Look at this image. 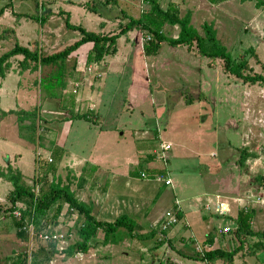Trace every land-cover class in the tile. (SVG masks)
I'll return each instance as SVG.
<instances>
[{
	"label": "rangeland",
	"instance_id": "rangeland-1",
	"mask_svg": "<svg viewBox=\"0 0 264 264\" xmlns=\"http://www.w3.org/2000/svg\"><path fill=\"white\" fill-rule=\"evenodd\" d=\"M87 1L0 0V8L3 7L4 11H6L5 16L0 21V55L18 43L28 45L29 49L36 47L43 55L64 49L81 37V33L78 30L67 27L66 23L80 26L85 24L82 22L83 17L77 19L76 16L80 15L83 8L87 9L85 7ZM41 2H43V8L40 6ZM89 2L99 7L103 22L107 19L105 20L107 22H104L107 26H100V22L92 25L95 30L100 31L96 33L104 35L118 33L122 25L129 19L128 16L120 12L125 8H120L118 0L117 4H112L111 2L105 7L101 6L97 0H89ZM143 2L144 0L135 2L138 10L125 9L124 11L138 18L141 13L150 8V5L143 7ZM166 2L167 0L161 2L162 7L165 8ZM36 3L39 6H36ZM69 3H73L74 7ZM69 9H71L75 17L71 15ZM17 11L20 13H17ZM236 14L241 16V20L224 21L222 26H225V30L220 31L215 24L212 25L217 30L216 37L227 48L232 58L243 57V59H247L250 67L246 70L247 73L264 76V56L261 51L264 49V31L260 37L258 36L262 31L260 27L259 29L247 27L253 19V17L251 20L249 19V12L237 10ZM67 17H69L68 21L66 20ZM216 17H219V14ZM224 18L226 19V17ZM41 19H45L42 26ZM262 27L264 28V26ZM231 28H234V30H231ZM174 29L167 26L163 32L166 36L175 38L178 34L176 35L174 31L172 33ZM200 31H203V28ZM18 37L20 40H18ZM116 43L118 48L116 54H118L119 59L118 67L106 73L101 72L102 76L99 79L95 76L91 80L85 79L87 73L83 72L82 66L77 62L78 55L81 53L80 47L72 56L67 57L61 71L54 62L46 66H38L36 71L28 69L22 71L18 66V61L22 58V55L18 54L10 57L11 66L6 71L5 77H0V85L4 86L5 89H34V104L26 109L30 111H10L11 113L4 114L0 109V160L2 161L3 157H7L6 153L14 154L23 150L25 144L17 138L26 142L29 139L35 145H33L31 150V166L28 173L23 176L24 183L34 187L37 185L39 188L42 186V173L55 170L54 175H48L47 173V180L56 181L60 179L62 184H69L70 188L79 192L82 197H84L82 193L85 192L86 197L84 200L91 199L93 201L99 193L94 179L99 181L108 179L110 183L111 179L115 178V174H119L117 170L120 168L111 169L110 165H102L99 170L101 175H97L92 181H88L89 183L85 182L78 188L76 181L79 176L85 174L81 173L82 166L79 164L71 168L64 165L57 167L56 165L59 163L57 156L60 151L66 149L69 155L70 151L72 153L87 152L89 149L92 150L94 146L93 154L97 153L98 156H104L106 159L111 154L120 157V153H134L135 156L138 153L139 157L148 154L154 156V158H151V166L148 159L140 165H133L132 178L139 180V183L145 181L150 185H154V191H149L150 197L149 195H143L146 190H143V186H141L142 188H139L138 193L139 196L142 195L141 197L145 199L138 201L135 207L136 212L129 210L132 214L130 215L132 221L137 224V230L134 234H139L140 237L131 238L129 235L127 236L126 231L120 230L116 238L117 243H113L119 255H122L125 250H131L135 253V256L147 255L145 262L149 263L152 254L159 258L167 257L170 254L167 241L165 240V243H163V239H160L157 233L159 231L157 221L168 207L174 206L173 202L176 199L174 197L180 198V208L175 209L179 217L176 228L179 227L181 231L187 230V235H190L192 231H195V224H192V222L196 221L203 226V215L204 217H210V220H212L210 223L214 226L222 227L225 224H229L236 227V218L234 217H237V212L241 209L239 206L241 202L233 200L234 198L232 197L245 198L249 194L257 193L260 191V185L264 189V87L259 82H246L226 72L223 68V60L220 58H202V55L197 52V48L194 45V47L189 48L180 45L181 47L178 46L179 49H172L176 46H171L164 42L161 44L157 55L155 54L156 57H147L142 50L143 35L137 29L121 35L116 40ZM85 44L91 47V42ZM248 48H253L254 54L260 57L258 56V59H256L254 55L249 54ZM170 50H173L171 55H169ZM130 54L134 55L133 63H127V57H133ZM114 56L109 54V61ZM165 61L168 62L166 66H164V64H167ZM174 63L182 64L186 67L178 68L177 66L179 65ZM125 65L129 67V70H123L122 67ZM56 68H58V71H55ZM72 69H75L77 74L74 78H69L67 75L72 74ZM100 69L105 71L104 66L100 67ZM49 74L52 75L50 80L52 82H54L53 78L55 75L64 76L63 80L66 82L65 93L59 95L57 89H55V97L48 95L47 89L43 87L44 79L41 78ZM36 89L39 92H36ZM73 89L78 94H82L84 89H108L106 98L113 99L114 106L108 105L109 101H104V104L99 105L100 102L93 99L87 101L89 108L76 110L70 106V103L66 104L64 100V98H72V96L76 95L77 92L73 93ZM113 89H118V92L112 94ZM131 89H135L134 92ZM129 90L131 92L128 94ZM124 95L127 97L124 98ZM173 96H177V105L170 99ZM244 97L247 98L244 100ZM60 98H62L63 103ZM125 103L129 105L128 113H124L125 110L122 109ZM169 103L171 104L169 105ZM121 109L123 113L118 112ZM82 114H85L90 120L84 119L81 116ZM96 117L98 119L100 117L98 122H95ZM171 117H174L176 122L169 130L167 122ZM159 118L161 135L158 137L157 129L159 126H157V121ZM25 120H29L30 123L23 124ZM140 120L141 122L143 120L140 123L142 125H137V121L140 122ZM7 121L12 126L6 127ZM51 122H56L62 128L60 129L61 132L59 128L55 130V127H51ZM67 124H72L70 130L66 128ZM145 128H148L147 134L142 135ZM100 129H103V133ZM196 129H200L201 133L196 132L198 139L195 141L187 133L189 130L194 131ZM48 131H50L51 139L46 142L44 136L48 134ZM246 131L247 134L248 132L250 133V136L247 137V140L242 141L243 138L239 135H243ZM14 134H17V138L14 137ZM106 134L109 136V140H106ZM168 134L175 143L174 146L172 145L171 151L167 152L166 161L163 162L159 154L156 155V152L160 150L159 143L161 139L168 137ZM53 140L57 144V149H53L50 144ZM243 142L248 143L244 149H247L251 155L248 156V160L246 159L247 161L245 160L243 165H240V145ZM123 145L125 149H121ZM134 145L136 150L131 149ZM228 149H232V151ZM2 154L5 155L1 156ZM49 158H51V161L48 160ZM255 159H257L256 163L254 162ZM159 167L169 173L175 182V186L173 183V186L165 185L163 182L141 177V174L147 172L149 168ZM73 172L76 174H72ZM213 176L216 177V180L213 179ZM257 176L261 179L257 178ZM37 178H40L39 184L37 182L33 184ZM227 178L234 182L228 188L224 186L217 188L216 184H213V182L218 183L217 181L221 182ZM140 179L144 181L141 182ZM111 183H114V181L112 180ZM113 185L116 186L115 184ZM144 187L147 186L145 185ZM12 188L13 186L10 182L0 178V204L4 208L10 206L7 195ZM107 191H109L107 198L110 200L112 194H116V192L120 194V191L115 189H108ZM204 191L220 194L221 199L229 200L231 214L220 215L202 207L201 202L202 204L205 201L208 202V199L212 196L211 194H205ZM156 195L157 198L154 199ZM119 196L121 197V195ZM196 197L199 200L192 199ZM192 202H197L200 207L194 214L187 213L193 217V219L190 218L192 222L187 227L184 226L186 215H184L183 211L185 205L187 203L189 205ZM106 204V201L102 202L101 207ZM91 205L93 212L96 213L98 204L93 201ZM107 206L111 207L107 210L108 214L101 215L99 213L98 218L112 221L120 213V208H117L115 202ZM18 207L20 206L18 205ZM246 208L248 210L253 209V217L250 222L251 229L256 234L246 236V241L240 246L230 264H264V246L262 245L264 243V235L258 234L264 233V205L263 207L246 206ZM66 210L67 207L64 205L57 218V223L49 226L61 229L63 233H72L70 242L75 244L76 241L80 240L77 230L83 218L74 210H69V212H66ZM159 212H161L159 217L151 222L150 216L154 217ZM52 213H49L50 218ZM16 230L17 227L13 225L11 218L6 215L0 217V264H9V261L4 262V259L6 256H12L13 253L11 251L13 250L19 251L25 246L29 250L32 247L36 249L38 246L43 247L53 243L44 242L38 237L35 238V236L32 240L24 242L16 236ZM151 231H155V235L148 237ZM167 232L168 230L163 232V234ZM230 235L232 236V234ZM230 235H222L225 238L221 245L222 248L226 243L229 248L240 245L239 242H241L240 239L242 237L234 240ZM124 239L132 243L131 246L121 243ZM102 240V231L99 229L94 239L90 242L91 247L87 251H83L84 256L82 259H78L79 257L76 256V252L80 251L73 249L63 259H59L54 255V263L107 264L109 260L104 258L107 250L106 246L102 247L104 245ZM171 244L175 245V242L173 241ZM142 245L146 247L147 251H140ZM149 253H151L150 256ZM107 255H110V253H107ZM121 258L118 257L117 259V257L113 258L111 256L110 261L112 264H119L118 260L127 261ZM182 258L184 260L183 263L185 262L184 264H194L189 262L188 258ZM97 260L100 262H97ZM137 264H144V262L139 261Z\"/></svg>",
	"mask_w": 264,
	"mask_h": 264
},
{
	"label": "trees",
	"instance_id": "trees-1",
	"mask_svg": "<svg viewBox=\"0 0 264 264\" xmlns=\"http://www.w3.org/2000/svg\"><path fill=\"white\" fill-rule=\"evenodd\" d=\"M97 1L103 7L111 2L112 4L117 2V0ZM144 1L150 5V8L141 13L138 18L126 15L129 19L124 25H122L118 33L104 35L93 31H87L80 25H73L67 22V27L78 30L81 33V37L58 52L43 55L36 47L34 49H29L27 46L15 44L11 49L0 55V77L4 78L6 71L10 68V57L18 54L22 55V58L18 61V66L22 71L27 69L30 71H36L38 66H46L51 62L56 63L61 71L67 57L72 56L82 44L90 42L91 47L87 54V60L88 62L93 60L99 61L105 55L114 54L116 52V40L119 36L130 30L137 29L144 37L146 34L150 36V39L148 40L144 38L142 44L143 54L146 56L157 54L163 42H167L171 46L182 45L187 46L188 48L194 45L200 55L211 59H222L223 68L226 72H229L246 82H259L264 87V76L260 74L250 75L247 73L246 70L250 68L247 59H243V57L232 58L227 48L217 39L216 30L213 28L212 24L204 23L202 25L203 35H201L190 24L189 14L186 13L183 16H180L179 9L171 5L168 6V8H162L158 0ZM208 1L211 3L216 2V0ZM254 1L259 8L264 9V0ZM35 5L39 6L38 3ZM40 6L42 8L44 7L43 2H41ZM88 8L90 11L100 14L99 7L96 4H90V2H88ZM3 11L4 8L1 7L0 14ZM68 18L69 17L66 18L67 21ZM42 21L43 20L41 19V24H43ZM165 24H177L179 26L178 36L175 38L166 36L163 32ZM247 50L249 51V54L255 56L253 48H248ZM58 68H56L55 71H58ZM59 74L54 76V82L50 81L52 79L51 74L41 78L44 79L43 87L47 89V93L50 97L56 96L55 89L62 90L65 88L66 82L63 80L64 76ZM81 116L84 119L89 120L85 114H82ZM250 155L251 154L247 149L241 148L239 157L240 165H243ZM153 171L154 170H148L145 173L150 177H153L156 173L165 174L163 169L157 170L154 174L152 173ZM49 172L51 171H45L42 173V186L39 187L38 193L36 194L33 191V185L24 183L20 171L12 169L11 166H7L6 171L0 170V178L7 180L13 186L7 195L10 206L4 208L0 204V217L6 215L12 219L13 225L17 227L16 236L20 240L24 242L29 241V234L23 228L28 223L34 225L36 233L43 231L49 225L56 224L57 218L64 205L67 207L66 212H69V210L71 211L72 209V211H76L79 216L83 218L77 230L80 240L68 247L66 250L67 254H70L73 249L87 251L88 248L91 247L90 242L94 239L99 229L102 231V243L104 244L117 243L116 238L120 230L126 231L127 236L129 235L131 238L140 237L139 234H134L137 230V224L132 221L129 215L122 213L113 221L99 220L93 212L91 203L81 201L76 196L75 190L70 188L69 184H62L60 179L56 181L47 180V173ZM35 182L39 184L40 178H37L33 184H35ZM18 205L20 207H18ZM18 208L21 209V216L15 217L12 214V211ZM51 212L53 213L50 218L49 213ZM252 217L253 209H239L235 219L236 229L231 233V238L238 240L236 238L240 239L242 237L243 240L240 239V245L233 248H220L218 246L213 249H208L205 251L204 257H201V259L208 258L210 260H215L216 258H222L231 263L240 246L246 241V236L256 234L253 233L251 229L250 221ZM258 234L264 235V233ZM153 235H155V231H151L150 236L148 237H152ZM34 236L37 238L35 233L33 238ZM262 245L264 246V243H262ZM55 251L54 243H50L43 247L38 246L36 249H33L32 247L30 250L25 246L22 250L11 251L13 255L6 256L4 262L9 261V264H48Z\"/></svg>",
	"mask_w": 264,
	"mask_h": 264
},
{
	"label": "crops",
	"instance_id": "crops-1",
	"mask_svg": "<svg viewBox=\"0 0 264 264\" xmlns=\"http://www.w3.org/2000/svg\"><path fill=\"white\" fill-rule=\"evenodd\" d=\"M136 1L137 0H118V4H120L121 9L125 8L128 10L135 11V10H138V7L135 4ZM158 1H159L160 6L162 7L161 2L163 0H158ZM88 2H89V0L85 4V7H87V9L83 8V11L80 12V15H78L76 17H77V19L80 17L81 18L83 17L82 22H84L85 24H83V25L81 24V25L86 30L100 32L99 30H95V27L92 25L96 22H100V26H103V27L107 26V24L104 23V22H107V21H105L107 19H105L103 17V19H105L103 22L101 19L102 18L101 12H100V14H98V13H94V12L90 11L88 9ZM143 3H144L143 7L149 5L146 1H144ZM69 4L74 7L73 3H69ZM116 4H117V2H116ZM165 4H166L165 8H168V6L171 5V6L176 7L177 9H179L178 11H179L180 16H183L186 13L189 14L190 24L201 35H203V31H200V30L202 29V25L204 23H209L212 25L215 24L217 26V28H219L218 30L221 31V30H225V26H222L224 24V21H230L231 22L234 19H236L237 21H240L241 16H238L236 14L237 10H242L243 12H249L250 13L249 19L251 20L252 17H253V19L248 24L247 27L249 28V26H250L251 29H254L255 27L259 29V27H260L262 29V31L260 32V30H259L260 34L258 36L261 37L263 34V31H264V28L262 27V26H264V9L259 8L255 4L254 0H216V2H214V3H211L208 0H194V1L193 0H167V2ZM162 8H164V7H162ZM69 10L71 11V9H69ZM124 10L120 11V12H122L123 15L133 16L132 14L126 13ZM13 11L15 12L14 8H13ZM75 12H77V11H75ZM17 13H20V12L17 11ZM4 14H6V11H4L2 14H0V21L5 16ZM217 14H219V17H216ZM71 15L73 16L72 11H71ZM73 17H75V15ZM224 17H226V19ZM44 20L45 19H43V21H42L43 24H44ZM43 24H41V26ZM167 26H169L170 28L171 27L175 28L174 30H172V33L174 31L176 33V35L178 34V32H179L178 25L165 24L163 27V31L165 30V28ZM243 27H242V29H243ZM235 29H239V28H235ZM231 30H234V28H231ZM119 37H118V39H119ZM261 39H263V38H261ZM18 40H20L19 37H18ZM19 45L28 46L26 44L25 45L19 44ZM116 47H117V45H116ZM179 47H181V46L179 45ZM179 47L176 46L175 48H172V47H170V48L179 49ZM191 47H194V46H191ZM79 50H81L83 52H87V54H88V52L90 50V46L88 44L87 45L82 44L80 46ZM117 50H118V48H117ZM117 50L114 54H111V55H115V56L110 61L108 58L109 54L105 55L99 61L93 60L91 62H88V60H87V63H89L91 65L92 70L94 72L96 71V76H99V77H97L98 79L100 78V76H102L101 72L106 73V72H109V70H113V69H116L118 67L119 59H118V54H116ZM261 51L263 52V56H264V49ZM172 52H173V50H170L169 55H171ZM131 56H133V57H131V58L127 57V63L128 62L133 63L134 55H131ZM152 56L156 57L155 55H152ZM258 56H257V54H255L256 59H258ZM147 57H149V56H147ZM160 58H161V56H160ZM202 58L206 59L208 57L202 56ZM165 62L167 64H164V66L168 65V62L167 61H165ZM174 64L176 65L177 63H174ZM177 65H179V66H177L178 68H185L186 67L182 64H177ZM102 66L105 67V71H102V69H100V67H102ZM122 68H123V70H129V67H127V65L123 66ZM76 74L77 73L75 72V69H72V74L67 75V77L74 78L76 76ZM82 74H83V72H82ZM131 90H132V92H134L135 89H131ZM131 90H129L128 94L131 92ZM36 92H39V90L36 89ZM57 92L59 93V95H62L63 93H65V89H62V90L58 89ZM107 92H108V89H84L82 94H78V92H77L75 96H72V98H64V100H65L66 104L70 103V106L74 107V109H76V110H80V109L82 110V109L89 108L87 106V101L93 100V99H95L97 102H100L99 105L104 104V101L105 102L109 101L108 105L114 106L113 99L106 98ZM117 92H118V89H113L112 94H115ZM33 93H34V89H5L4 86L0 85V109L2 110V112L4 114H8L10 111H12V112L22 111V110L30 111V110H26V109L33 106V104H34ZM250 93H251V91H250ZM247 95H248V93H247ZM126 97L127 96L124 95V98H126ZM246 98L247 97H244V100ZM60 99H61V102L63 103L62 98H60ZM170 99L172 100V102L174 101L176 105L178 104L177 103L178 102L177 96L170 97ZM92 104H90V105H92ZM170 104L171 103H169V105ZM174 107H175V105H174ZM122 109L125 110L124 113H128L129 105L127 103H125ZM122 109L118 110V112L123 113ZM155 109H157V108H155ZM171 112L174 113L175 111H171ZM99 119H100V117H99ZM99 119H98V117H96L95 122H98ZM142 122H143V120H142ZM142 122H141V120H140V122L137 121V123H138L137 125H142V124H140ZM175 122H176V120L174 119V117L173 118L171 117L170 120H168L167 125H169V130H171L172 125ZM254 122H256V121H254ZM29 123H30L29 120H25L23 122V124H29ZM3 125L5 126L4 123H3ZM9 125L12 126L11 123H9L7 121L6 127ZM157 126H159V127L157 129L158 132L157 131L156 132H157V136L159 137L161 135L160 118L157 121ZM51 127H55V130L57 128H59V131H60V129H62L60 126L57 125L56 122H54V123L51 122ZM66 128H67V130H70L72 128V124L71 125L69 124L68 126H66ZM147 129L148 128H145L144 130L142 129L143 130L142 135L147 134L146 133L148 131ZM102 130L103 129H100V131H102ZM49 132L50 131H48V134L44 136L46 138L45 139L46 142H49V140L51 139V137H50L51 135L49 134ZM196 132L201 133V130L200 129H196L194 131L189 130V132L187 134L196 141L198 139V137H196L197 136ZM102 133H103V131H102ZM239 136H242V138H243L242 141L247 140V137L250 136V133L248 132V134H247V131H246L243 135H239ZM14 137L17 138V134H14ZM168 137H169V134H168ZM168 137H165L162 140L169 141L174 146L175 142L170 137L169 138ZM17 139L20 141H23L22 143L25 144V147L23 148V150L17 151L14 154L6 153L7 157H3L4 159L2 161L0 160V167H2V169H0V170L6 171V167L11 166L12 169L20 171V173L22 174V178H23V176L26 173H28L29 168L31 166V163H32V161H31V158H32L31 157V154H32L31 150L33 148V145H35V144H33L29 139H27L28 142H26L20 138H17ZM106 140H109V136L107 134H106ZM52 142H54V144H52ZM50 144H51L53 149H57V144H56L55 140L51 141ZM247 144L248 143H246V142L241 143L240 149H241V147L245 148V146H247ZM173 146H172V148H173ZM228 147H229V143H228ZM52 148H50V149H52ZM121 149H125V146L123 145ZM131 149H135V145L132 146ZM233 149H234V146H233ZM93 150H94V146L92 147V150L89 149L87 152L83 151V152H79V153H72V151H70L69 155L67 154L66 149L62 150L59 152V155L57 156L59 163L56 166L58 167L59 165H64V166H69V168H71V167H74V166L81 164V166H82V172L81 173H85V174L83 176L78 177V179L76 181L78 188H80L83 185V183L88 182V181L89 182L92 181L93 178L96 177L97 175H101V173H99V170H100L102 165H105V166L110 165L111 169H113L115 167L120 168L117 170V172H119V174H117V175L115 174V178L113 177L111 179V181L113 180L114 183H111V181L109 183L108 179H105L104 181H99V180L94 179L95 180L94 183L97 184V188L99 190L97 197H95L93 200L95 204H98L97 205L98 211L94 214L96 215L97 218H98L99 213L101 215L108 214L107 210H108V208H111V207H109L107 205L115 202V204L117 205V208H120V213L118 215H120L122 213H125L129 216L132 215L129 212V210L136 212L135 207H136L138 201L140 199H143V200L145 199V198L141 197L142 195L139 196V193H138L139 188H142L141 186H143L142 189L146 190L145 191L146 193H144L143 195H146V196L149 195L150 190L154 191V189H153L154 185L153 184H151L152 185L151 186L148 182H145L144 180H141V179H140L141 182L142 181H144V182L139 183V180H135L134 178H132V173L134 171L133 165H135V164L140 165L148 159L150 162V166H151L152 165L151 158H154V156H151L148 154V155H143V156L139 157L138 153L136 154V156L134 153H131V154L130 153H127V154L120 153V157H118L117 155L114 156L113 154H111L106 159L104 156H98L97 153L93 154ZM228 150L232 151V149H228ZM29 152H30V155H29ZM48 154H49V152H48ZM4 155L5 154H2L1 156H4ZM187 155H189V153H187ZM211 155H213V154H211ZM111 156L113 157V159ZM49 157H51V156H49ZM239 157H240V155H239ZM109 158H110V160H109ZM254 162L256 163L257 159H255ZM161 167L154 168V169L149 168L148 170H154L155 171V172H153V174H154L157 172V170L162 169ZM54 172H55V170L49 172L48 175L49 174L54 175ZM72 174H76V173L73 172ZM228 175L231 178L229 173H228ZM169 177L171 178L172 183L175 186V182H174L173 178L170 175H169ZM257 178H259V177L257 176ZM72 179H73V177H72ZM211 179H212V177H211ZM213 179L216 180V177L213 176ZM105 181H107V182H105ZM217 182L218 183L213 182V184H216L215 186L217 188H220L221 186L228 188L229 186L234 184V182H232L229 178L224 179L221 182H219V181H217ZM112 184H115L116 186H114V185L112 186ZM145 185L147 187H144ZM262 187L263 186L260 185L259 186L260 191H258L257 193H252V194H254V195L264 194ZM108 189L109 190L115 189L116 191L118 190V191H120V194H118V192H116V194H112V197L110 200L107 198L109 196V191H107ZM72 190H74V189H72ZM75 192H76V190H75ZM204 193L205 194H211L212 196L217 194V193H207L205 191H204ZM82 194L84 197H82V195H80L79 192H76V196L81 201H83L85 203H93V201H91V199H88L87 201L84 200V198L86 197L85 192H83ZM119 195H121V197ZM218 195H220V194H218ZM194 196H197V195H194ZM149 197H150V195H149ZM156 198H157V195L155 196L154 199H156ZM175 198H177V197H174V199ZM232 198H234L233 200L236 199L235 197H232ZM177 199L180 200V198H177ZM192 199L199 200L197 197L192 198ZM105 201L107 202V204L105 206L101 207V203L105 202ZM201 206L203 207L202 202H201ZM255 206L263 207V204H255ZM198 207H200V205L197 204V202L196 203L195 202L189 203V205L187 203L185 205L184 211H183L184 215H186V220H185L184 226H187V227L190 226V224L192 222L190 220V218L193 219L192 215L187 214V213H193V214H194V212L196 213V211H198ZM100 209H104V210H100ZM188 211H190V212H188ZM150 212H151V209H150ZM161 212H159L154 217L150 216V218H151L150 221L152 222V221H154V219L156 220L159 217ZM99 220H101V218ZM104 221H106V220H104ZM211 221L212 220H210V217L209 218L204 217V215H203V219H202L203 226L201 224L197 223L196 221L192 222V224H195L194 225L195 231H192L190 235H187V233H186L187 230L181 231V229L179 227L176 228L177 224H175L170 229H168V232L166 234L164 233V237H163V243H165L164 241L166 240L167 246L169 247V250H170V254H168L167 257L163 256V258H159L158 256H153V254L151 255V253H149V256L151 255V257H150L149 263H146L145 259H146L147 255L141 254L140 256L139 255L135 256L134 255L135 253L132 252L131 250H127V251L125 250L124 252H122V255H119L117 253V248L114 245L115 243L114 244L113 243H106V244L102 245V247L104 248V246H106V250H107L106 252L110 253V255H107V253H105L104 258H106V260L108 258L109 263H107V264H112V262L110 261L111 256H113V258L117 257V259H118V257H122L121 259L124 258L127 260L125 262L122 260H118L119 264H137V263H139V261L144 262V264H167V262H168V264H184L185 262L183 263L184 260L182 257L188 258L189 262H193L194 264H230L228 261H226L222 258H216L215 260H210L208 258L201 259V257H204V254L201 255L200 252L197 250V245H201V244L204 247L207 244H209V245H212L213 248L218 247V246L220 248H222L221 245H222L223 240L225 238L218 232L219 226H214L213 224L210 223ZM228 239H230V238L228 237ZM173 241L175 242V245L171 244V242H173ZM220 241H221V243H220ZM121 243H125L127 246H131V244H132V243H129L125 239ZM177 243H178V245H177ZM207 247H205L206 250H208ZM225 247L229 248L227 243H226V245H224L223 248H225ZM140 251H142V252L147 251L146 247L144 245H142L140 248ZM205 251H204V253H205ZM97 262H100V261L97 260Z\"/></svg>",
	"mask_w": 264,
	"mask_h": 264
},
{
	"label": "built area",
	"instance_id": "built-area-1",
	"mask_svg": "<svg viewBox=\"0 0 264 264\" xmlns=\"http://www.w3.org/2000/svg\"><path fill=\"white\" fill-rule=\"evenodd\" d=\"M144 38L150 39V36L148 34H146L145 37L143 36V40H144ZM77 62H78V64H80L82 66L83 72L87 73L85 75L86 80L87 79L91 80L94 76H96V72H94L91 68V65L89 63H87V52L81 51V53L78 55ZM96 77H99V76H96ZM76 92L77 91H75V89H73V93H76ZM171 148H172L171 142L161 139V141L159 143V149L160 150L158 152H156V155L159 154V157L163 160V162H165L167 159V152ZM48 160L51 161V158H49ZM141 177L144 179H148V180L154 179L156 181L163 182L165 185H172V180L169 177V173L167 171H165V174L156 173L155 175H153V177H150L145 172H143L141 174ZM38 189L39 188L36 185L33 188V191L37 194ZM263 191H264V189H263ZM235 200L238 202H241V204L239 205L241 209L246 210L247 209L246 206H253L255 204H263L264 205V194H262V195L250 194V195H247L245 198L244 197L236 198ZM173 205H174L173 207H168L162 213L160 219L157 221L158 222V229H159V231L157 233H158L160 239H163V237H164L163 232L170 229L179 220V217H178L177 213L175 212V209L180 208V200L176 198L173 202ZM203 207L211 210L213 213H217L220 215L231 214L230 202L226 199H221L220 195H218V194L211 196L208 199V202L205 201V203L203 204ZM71 211H72V209H71ZM12 214L15 217L21 216V209H19V208L14 209L12 211ZM234 218H236V217H234ZM23 228L29 234V240L33 239V235L35 233L40 240H42L44 242L55 243L56 251H55L54 255H56L59 259H63L64 256L67 255L66 250L68 249V247L70 245H72V243L70 242V240L72 239V233H70V232L63 233L61 229H57V228L50 227V226L48 228V226H47V228L44 229L43 231L36 233L34 225L32 223L26 224V226H24ZM235 228H236L235 226H230L229 224H225L222 227L219 226L218 232L221 235H227V234L230 235L235 230ZM205 247H207L208 249H213L212 245H209V244H207ZM205 247L202 244L197 245V250L200 252L201 255L204 254V251L206 250ZM78 251H80V252H76V256L79 257L78 259H82V257L84 256V252L81 250H78ZM53 256L49 260L48 264L54 263V257ZM54 264H57V263L55 262Z\"/></svg>",
	"mask_w": 264,
	"mask_h": 264
}]
</instances>
